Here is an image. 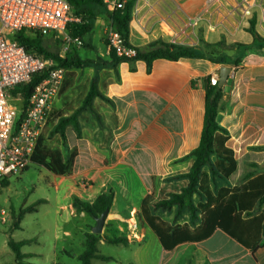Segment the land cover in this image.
I'll return each mask as SVG.
<instances>
[{
  "label": "crops",
  "instance_id": "obj_1",
  "mask_svg": "<svg viewBox=\"0 0 264 264\" xmlns=\"http://www.w3.org/2000/svg\"><path fill=\"white\" fill-rule=\"evenodd\" d=\"M205 2L136 0L130 22L129 43L137 48H145L163 40L196 48L201 47L202 43L216 44L221 41L228 46L250 45L254 42V36L248 31L249 18L239 17L241 13L217 14L208 10ZM252 3L255 4L252 10L258 15L255 29L264 38L263 8L255 0ZM82 55L89 59L100 56L107 60L109 48L101 53L95 54L91 50ZM98 66L94 67L95 72L88 83L77 81L70 75L65 77L64 117L79 111L80 136L73 126L65 130L64 156L68 158L71 152H76L72 174L60 176L48 170L63 177L67 195L82 190L86 203H93L110 190L115 193L110 217L105 221L98 243L99 255L105 258L94 259L92 264L111 258L101 254L99 248L108 243L105 237L110 236L105 230L110 218L123 222L129 233L127 236L110 237L130 239L127 244L115 245L128 249L137 244L148 245L146 239L152 232L160 243L159 264H264V231L260 240L252 243L254 248L244 246L224 230L216 228L207 238L183 242L167 250L147 223L138 229L125 222L133 214L142 213L145 199L154 192V180L162 185L164 177L171 171L180 173V165L185 163L180 159L198 147L205 114L204 81L209 76L219 74L223 66H231L233 70L223 87L219 121L229 132L227 146L233 150L237 165L227 180V187H240L249 181L248 176L264 174V48L261 52L246 55L239 66L214 65L206 59H159L154 61L150 73L144 61L136 63L134 72L126 62L120 63L117 68ZM94 80L105 100L96 97L92 106L81 108ZM54 105L59 109L58 113L63 109L62 101L57 97L51 104L49 120ZM70 105L72 108L68 111ZM187 162L189 168L190 162ZM31 166H34L32 162L23 172ZM11 179H8L9 184L4 188L10 186ZM133 183L140 185L143 190L139 200L126 206L125 214L115 212L120 199L113 187L124 186L125 195L129 198H121L131 200ZM73 205L74 200L65 204L64 209H70L73 216L88 215L77 212ZM9 218L10 214H7L6 221ZM12 220L15 224L16 216ZM186 223L192 230L198 226L186 221L180 227ZM170 226L177 228L178 225ZM89 233H93L92 230ZM85 242L86 239L84 248ZM82 253L69 256L78 259ZM144 260L140 257L137 262L141 264Z\"/></svg>",
  "mask_w": 264,
  "mask_h": 264
},
{
  "label": "trees",
  "instance_id": "obj_2",
  "mask_svg": "<svg viewBox=\"0 0 264 264\" xmlns=\"http://www.w3.org/2000/svg\"><path fill=\"white\" fill-rule=\"evenodd\" d=\"M74 14L84 16L83 23H73L67 27L68 34L72 37H79L84 41L81 48H73L65 56L61 53H52L48 51L43 41L46 37L41 31L24 28L13 34V38L28 50H33L39 55L54 59L56 67L67 70L66 76H74L75 71L83 70L99 64L93 59L82 55L81 50L85 48V38L92 30L90 22L91 12L87 5L97 3L107 8L109 21H112L114 29L120 33L129 43L130 22L132 21L133 9L136 0L128 1L123 8L110 11L104 0H69ZM256 20L250 21L248 31L254 36V42L250 45L236 44L228 46L224 41L216 44H205L201 47H189L175 43H167L158 40L145 48H137L135 57H119L114 50H109L108 59L102 61V65L117 68L120 63L126 62L130 65V70H136V63L144 61L147 65L148 73L151 72L154 61L165 59L169 61H179L181 59H206L214 65H233L239 66L242 59L254 52H261L264 48V38L261 37L255 29ZM59 43H61L59 41ZM108 45V43H107ZM131 45V44H130ZM70 72V74H68ZM49 76V70L36 73L27 84L18 85L12 90V96L16 97L18 93L22 94V102L18 107V116L15 129L22 123L30 106L31 98L36 87L45 81ZM207 77L204 81L206 93L204 124L201 132V138L198 147L188 155L180 159L181 162H190L189 170L176 179V183L154 184V194L149 195L142 208L141 215L145 222L160 237L163 246L171 250L176 245L183 242L200 241L210 236L216 228L224 230L232 238L248 248H254L255 242L260 240V235L264 231V174L258 176H248L249 181L240 186L231 189L224 186L215 191L212 186L215 177H222L225 181L236 170V160L232 149L228 148L229 132L219 121V114L222 109V100L224 89L219 85L213 86ZM64 84V82H63ZM60 91L58 98L62 100L63 109L57 115V123L49 121L44 127V132L40 135L35 153L32 157V164L38 167H44L52 173L60 176L70 175L73 172L74 159L76 152H71L70 156H64V146H66L65 130L68 126H73L74 130L80 136L78 124L79 111H76L69 117H64V87ZM76 90V89H75ZM78 90H76L77 93ZM73 91V94H76ZM73 95V96H74ZM103 97L99 87L94 80L89 91L82 101L81 108L92 106L94 98ZM73 105V104H72ZM75 106H73L74 108ZM71 105L68 111L71 110ZM55 119V120H56ZM48 127L52 128L48 134ZM47 129V130H46ZM212 181H211V180ZM155 182V180H154ZM8 180L3 182L8 186ZM200 201L196 203V198ZM115 193L110 190L108 193L100 195L93 203H86L81 200H74V207L77 212L96 218L104 211L108 210L106 219L110 217ZM35 209V208H33ZM154 210L172 211L176 209V216H181L184 212L190 214V224L197 226L192 230L189 225L180 224L173 228L165 223L155 214ZM23 214V213H22ZM16 217L15 228H19L23 215ZM131 220L125 222L130 224ZM197 222V223H196ZM101 235L94 233L87 234L85 250L79 255L78 259L82 264H92L94 259H104L99 255L98 243ZM106 242L110 244H127L130 239L126 237L110 238L105 237ZM33 240L15 241L12 237L8 240V246L15 256V264H27L25 258L31 257L22 253V247L32 243Z\"/></svg>",
  "mask_w": 264,
  "mask_h": 264
},
{
  "label": "rangeland",
  "instance_id": "obj_3",
  "mask_svg": "<svg viewBox=\"0 0 264 264\" xmlns=\"http://www.w3.org/2000/svg\"><path fill=\"white\" fill-rule=\"evenodd\" d=\"M86 7L91 12L92 30L84 39L85 48L81 52L89 53L91 50L95 54L104 52L108 48L106 39V29L109 24L107 8L97 3L88 4ZM44 35L46 36L43 41L44 47L52 53H62L64 47L62 43H59L62 41L52 33ZM11 37V35H7V38ZM100 58L104 59L100 56L92 59L101 66ZM93 72H95L94 66L75 72L72 77L77 81L83 83L87 81L88 83L91 81ZM60 91H63V88ZM21 102L22 97H11L13 105L19 107ZM58 112L59 109L54 105L49 121H55ZM51 130H48V134ZM188 170V162L181 163V172L174 173L171 171L164 177L163 182L176 183V179ZM11 178L10 186L0 190V202L2 203H0V208L5 209V218L7 214H10L8 221H3L0 215V264H15V256L8 246L10 237L17 242L36 240L22 248L23 254L33 255L25 258L27 264H81L77 258L71 257L69 254H80L85 250L83 243L87 233L92 230L95 224V218L90 215H86V217L73 216L70 214V209H64V205L75 199H81L84 202L86 196L83 191L77 190L71 195H67L64 190L63 177L56 176L48 170L36 166H31L25 172ZM227 185V181L222 177H215L212 183L215 191ZM131 187V200L121 198H129L127 194L125 195L127 192L124 186L115 185L113 187L116 188L120 199L115 212H124L123 214H125L126 206L139 200L143 193L141 186L133 183ZM199 201L197 196L196 203ZM33 208L37 210L31 211ZM22 213L25 214L20 223V228H15L12 219ZM153 214L169 225L190 222L188 212L176 216V209L172 211L153 209ZM132 219L133 221L131 220L130 223L136 225L138 229L146 223L141 213L133 214ZM105 233L110 237L129 235L125 230V224L113 218H110ZM146 241L148 245L137 244L129 249L125 246L105 243L99 247L100 252L111 258L107 261H98L97 264H140L137 262L140 257L145 258L141 264H159L160 243L158 238L150 232Z\"/></svg>",
  "mask_w": 264,
  "mask_h": 264
},
{
  "label": "built area",
  "instance_id": "obj_4",
  "mask_svg": "<svg viewBox=\"0 0 264 264\" xmlns=\"http://www.w3.org/2000/svg\"><path fill=\"white\" fill-rule=\"evenodd\" d=\"M128 1L104 0L110 11L123 8ZM253 1L206 0L205 5L220 15L241 13L239 17L249 18V24L253 18L257 24L258 15L252 10ZM255 2L263 8L264 15V0ZM85 18L74 14L69 0H0V190L5 180L21 174L31 164L39 137L48 122L51 104L58 97L67 72L56 67L54 59L26 49L7 35L13 36L24 28L43 34L52 33L62 41L61 56H65L73 48L84 45L81 38L68 34L67 27L83 23ZM106 39L109 50H114L117 56L132 58L137 55V48L127 44L111 20L106 29ZM44 70H49V76L36 87L26 116L15 129L18 107L11 103L12 90L29 83L36 73ZM210 81L213 86L219 85V74L213 75ZM17 97L21 98L22 94L18 93ZM0 215L6 221L4 209H0Z\"/></svg>",
  "mask_w": 264,
  "mask_h": 264
},
{
  "label": "water",
  "instance_id": "obj_5",
  "mask_svg": "<svg viewBox=\"0 0 264 264\" xmlns=\"http://www.w3.org/2000/svg\"><path fill=\"white\" fill-rule=\"evenodd\" d=\"M232 70L233 69L231 66H223L220 68V73H219V86L220 87H224L226 85ZM108 212L109 211L106 210L100 216H97L95 218L96 224L92 229V232L94 234H97V235L102 234Z\"/></svg>",
  "mask_w": 264,
  "mask_h": 264
}]
</instances>
